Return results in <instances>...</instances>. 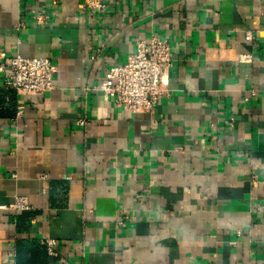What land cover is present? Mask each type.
<instances>
[{"label":"crops","instance_id":"obj_1","mask_svg":"<svg viewBox=\"0 0 264 264\" xmlns=\"http://www.w3.org/2000/svg\"><path fill=\"white\" fill-rule=\"evenodd\" d=\"M104 2L0 0V49L57 66L44 94L0 74V264H264V0ZM152 34L171 92L127 112L97 85Z\"/></svg>","mask_w":264,"mask_h":264},{"label":"built area","instance_id":"obj_2","mask_svg":"<svg viewBox=\"0 0 264 264\" xmlns=\"http://www.w3.org/2000/svg\"><path fill=\"white\" fill-rule=\"evenodd\" d=\"M82 10L102 13L106 11L104 0H83ZM34 24H51L55 13L47 10H37L30 15ZM26 21L19 18L16 29L25 28ZM246 38L251 39L247 34ZM173 48L165 38L152 34L149 40H139L134 50L125 59L110 67L100 80L97 88L109 96L114 105L127 112H149L162 97L170 95L169 70L173 65ZM56 64L50 57L24 56L20 53L8 57L0 49V74L2 87L7 90L44 94L54 88ZM23 113V107L18 106L16 118ZM15 118V119H16ZM231 122L233 120H230ZM77 123L86 125V118H79ZM15 213L31 209L25 196H15L14 201L6 206ZM14 242V241H12ZM49 254H54L55 240L45 241ZM15 243H11L7 251L9 260L15 258Z\"/></svg>","mask_w":264,"mask_h":264}]
</instances>
